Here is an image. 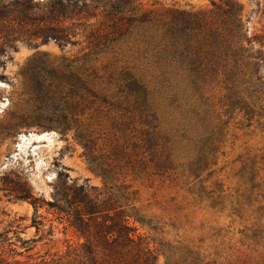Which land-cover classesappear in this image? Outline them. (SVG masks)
Listing matches in <instances>:
<instances>
[{"label": "rangeland", "instance_id": "374dc122", "mask_svg": "<svg viewBox=\"0 0 264 264\" xmlns=\"http://www.w3.org/2000/svg\"><path fill=\"white\" fill-rule=\"evenodd\" d=\"M142 1L162 17L200 12L217 21L226 17V4L236 1L243 28L250 35L264 29V0ZM26 37L0 25V244L5 253L27 262L72 257L83 238L58 219L55 206L35 210L10 189L22 187L52 204L58 174H68L69 184L86 179L100 189L103 180L91 161L106 167L110 185L126 187L121 191L139 218L133 223L136 232L160 264H264V116L248 120L223 105L224 90L214 84L204 95L214 122L222 126L218 150L195 174L187 165L195 152L184 141L176 145L177 167L159 171L143 152L137 118L106 83L121 62L110 52L91 54L81 34L63 47ZM63 122L70 124L65 133L58 129ZM124 200L117 197L120 204Z\"/></svg>", "mask_w": 264, "mask_h": 264}, {"label": "trees", "instance_id": "16d2710c", "mask_svg": "<svg viewBox=\"0 0 264 264\" xmlns=\"http://www.w3.org/2000/svg\"><path fill=\"white\" fill-rule=\"evenodd\" d=\"M226 5V17L217 21L200 12L162 17L142 0H0V25L9 24L28 40H53L60 47L81 34L91 54L110 52L121 64L106 83L137 118L148 161L159 171L177 167L176 145L187 141L196 156L187 165L196 174L218 150L223 135L204 95L209 87L219 85L223 105L246 119L264 116V29L250 35L243 28L239 4ZM91 73L97 75L94 67ZM58 129L65 133L70 124L63 122ZM89 163L102 177L100 189L86 179L69 184L68 174H58L54 204L41 203L22 187L10 189L35 210L43 204L55 206L58 219L83 238L72 257L27 262L5 253L0 244V264H160L136 232L133 223L139 218L121 191L126 187L110 185L106 167ZM118 196L125 204L117 202Z\"/></svg>", "mask_w": 264, "mask_h": 264}, {"label": "bare ground", "instance_id": "6f19581e", "mask_svg": "<svg viewBox=\"0 0 264 264\" xmlns=\"http://www.w3.org/2000/svg\"><path fill=\"white\" fill-rule=\"evenodd\" d=\"M44 135H35V136H31V137H33V138H35V139H39V138H41V137H43Z\"/></svg>", "mask_w": 264, "mask_h": 264}]
</instances>
